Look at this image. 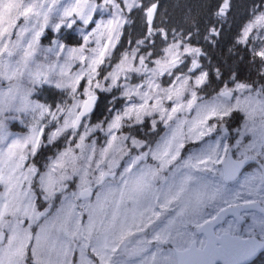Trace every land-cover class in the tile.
<instances>
[{
	"label": "snow or ice",
	"instance_id": "obj_1",
	"mask_svg": "<svg viewBox=\"0 0 264 264\" xmlns=\"http://www.w3.org/2000/svg\"><path fill=\"white\" fill-rule=\"evenodd\" d=\"M0 264H264V0H0Z\"/></svg>",
	"mask_w": 264,
	"mask_h": 264
},
{
	"label": "trees",
	"instance_id": "obj_2",
	"mask_svg": "<svg viewBox=\"0 0 264 264\" xmlns=\"http://www.w3.org/2000/svg\"><path fill=\"white\" fill-rule=\"evenodd\" d=\"M238 2L239 3H242L243 2V0H238ZM243 16H244V13H243V10L241 9V12H240V19H242L243 18ZM127 46V41L125 40V47Z\"/></svg>",
	"mask_w": 264,
	"mask_h": 264
},
{
	"label": "rangeland",
	"instance_id": "obj_3",
	"mask_svg": "<svg viewBox=\"0 0 264 264\" xmlns=\"http://www.w3.org/2000/svg\"><path fill=\"white\" fill-rule=\"evenodd\" d=\"M43 39V38H42Z\"/></svg>",
	"mask_w": 264,
	"mask_h": 264
}]
</instances>
